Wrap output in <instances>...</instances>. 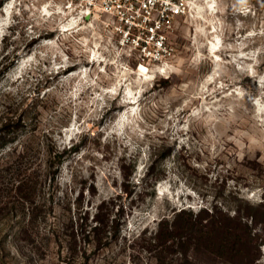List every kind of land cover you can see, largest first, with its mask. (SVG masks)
Listing matches in <instances>:
<instances>
[{
  "label": "clouds",
  "instance_id": "clouds-1",
  "mask_svg": "<svg viewBox=\"0 0 264 264\" xmlns=\"http://www.w3.org/2000/svg\"><path fill=\"white\" fill-rule=\"evenodd\" d=\"M160 2L173 12L183 11V7L190 10L188 23L195 34L189 37L191 44L184 57L167 54L164 37L154 43L149 37L152 50L144 48L134 55L139 38L128 46L127 34L118 42L111 33L102 35L95 23L98 16L91 23L85 22L89 16L86 6L97 7L95 0H80L75 5L73 0H32L28 6L30 19L54 25L58 38L42 41L49 51H34L22 59L11 77L16 88L5 90L27 92L38 83L28 73L39 71L45 61L49 66L43 71L47 73L74 68L61 76L56 89L41 95L43 99L59 92L67 117L64 123L54 121L49 129L57 151L71 149L85 137L89 142L98 139L103 148L114 152L110 162L101 164L104 172L120 180L119 157L135 158L133 182L139 184L146 177L153 152L170 150L161 162L165 177L150 185L155 199L161 210L166 200L180 211L198 215L205 208L211 211V206L184 182L178 170L180 155L193 156L206 150L205 162L193 161V166L207 170L209 162L230 143L235 145L233 155L239 160L244 159L248 147L255 146L261 153L258 163L264 165V44L252 46L255 38L264 37V24L259 30L252 25L240 34L246 28L241 17L255 18L258 11H264V0H181L183 7L171 0ZM21 3L22 0H9L2 9L5 15L0 16V41L17 23L12 20L13 13L23 20ZM218 12H228L233 26L223 16H217ZM27 31L32 32L31 24ZM229 31L236 34L234 41L230 42L226 35ZM61 40L73 43L72 55L66 54ZM90 126H95V132ZM89 156L103 161L102 152L82 148L76 159L83 161L85 177L89 175L87 169L94 167L86 159ZM61 170L59 183L63 189L71 185V178L63 165ZM229 183L235 186V181ZM262 196L264 188H241V198L253 206L264 204ZM231 215L235 216V211ZM157 219L158 210L153 209L146 223L141 222L155 230L153 221Z\"/></svg>",
  "mask_w": 264,
  "mask_h": 264
},
{
  "label": "rangeland",
  "instance_id": "rangeland-1",
  "mask_svg": "<svg viewBox=\"0 0 264 264\" xmlns=\"http://www.w3.org/2000/svg\"><path fill=\"white\" fill-rule=\"evenodd\" d=\"M7 3L9 0H0V16L5 15L2 9ZM31 3L32 0H22L19 7L23 20L13 13L12 20L17 23L7 29L9 35L0 41V264H264L263 226H257L261 243L256 256L248 262L241 258H223L205 253L194 258L179 255L175 248L166 251H159L158 246L155 248V243L153 245L150 240L153 228L151 225L145 227L144 223L153 209L158 210V219L153 221L156 226L159 219L170 217L175 209L165 200L161 210L155 199L156 193L150 187L165 177L161 162L170 150L153 152L146 177L139 184L133 182L137 167L135 158L119 157L120 180L104 172L101 164L110 162L114 152L111 148H103L98 139L93 138L89 142L85 137L75 145V150L57 151L49 129L54 121L64 123L67 117L62 111L59 92L48 94L43 99L41 95L48 89H56L61 76H67L75 69L47 73L43 71L49 66L45 61L39 71L28 73L38 83L27 92L5 90L16 88L11 77L22 59L34 51H49V46L42 41L58 38L54 25L30 19L32 13L28 6ZM189 13L188 9L184 17L176 21L170 34L173 56L188 54L189 37L195 34L188 23L191 18ZM217 16H223L229 26H233L228 12H218ZM241 18L246 24L240 32L243 35L252 25L259 30L264 24V11H258L255 18ZM85 22L91 23L89 19ZM95 23L102 35L111 33L114 42H118L117 37L99 20ZM29 24L32 25L31 33L27 31ZM226 35L230 42L235 40L234 32L229 31ZM61 43L66 54L72 55L70 49L73 43L62 40ZM261 44H264V37L255 38L252 46L259 47ZM261 67L264 68V64ZM90 127L95 132V126ZM228 134H232L231 128ZM4 137L12 140L1 147ZM85 147L103 154V161L86 157L94 165L87 169V177L83 174V161L76 159V154ZM234 148L235 145L226 144L225 151L209 162L207 170L193 166V161L205 162L208 157L206 150L202 149L193 156L184 153L177 159L178 170L186 185L211 207L227 209L243 206L247 200L241 198V188H264V165L258 163L260 150L250 146L244 159L239 160L233 155ZM62 165L71 178V185H65L63 189L59 183L63 176ZM229 181H235V186ZM261 198L264 199V196ZM100 204L102 211L117 219V222L108 221L104 225L106 234L111 232L112 237L99 244L93 242L92 237L88 240L80 237L76 240L78 250L70 253L67 248L70 234L78 228L76 223L72 224L71 218L89 209V223L93 224L95 206ZM129 224L134 228H129ZM116 225L119 233L115 235Z\"/></svg>",
  "mask_w": 264,
  "mask_h": 264
},
{
  "label": "trees",
  "instance_id": "trees-1",
  "mask_svg": "<svg viewBox=\"0 0 264 264\" xmlns=\"http://www.w3.org/2000/svg\"><path fill=\"white\" fill-rule=\"evenodd\" d=\"M12 139L4 137L1 140V147H4ZM75 146L69 150H75ZM103 203V201L101 202ZM89 209L74 219L72 224L78 228L70 234L71 240L67 246L68 250H78L77 239L92 241L96 244L111 238V232L106 234L104 225L108 221H115V217L102 211L101 204L95 206V213L92 216L93 224L89 223ZM235 211L236 215L231 213ZM171 219L163 217L158 220L156 229L153 230L151 239L155 248L159 251L175 250L179 255L196 257L205 253L223 258H241L248 262L256 256L259 250V227L264 229V204L253 206L248 201L245 205H237L234 208H221L213 206L211 211L202 209L198 215L190 210L180 211L173 209ZM118 226H115V235L119 233ZM105 238V239H104ZM152 243V242H151Z\"/></svg>",
  "mask_w": 264,
  "mask_h": 264
},
{
  "label": "built area",
  "instance_id": "built-area-1",
  "mask_svg": "<svg viewBox=\"0 0 264 264\" xmlns=\"http://www.w3.org/2000/svg\"><path fill=\"white\" fill-rule=\"evenodd\" d=\"M171 2L177 7H183L181 0H171ZM73 3L79 4L80 0H73ZM95 3L97 7L86 6L89 8V16L85 19L93 22L98 16V20L104 27L107 24L106 28L117 37V41L127 34L128 46L139 38V47L135 49L136 54L144 48L152 50V45L148 43L149 37H152L153 43L164 37L163 47L167 50V54L173 56V47L169 42V37L176 21L184 17L188 8L183 7V11L173 12L160 0H154V2L150 0H95Z\"/></svg>",
  "mask_w": 264,
  "mask_h": 264
}]
</instances>
